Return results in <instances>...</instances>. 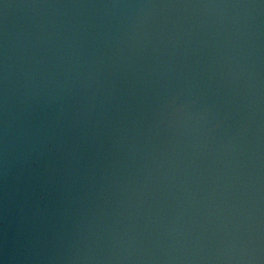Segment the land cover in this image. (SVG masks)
<instances>
[{
	"label": "water",
	"instance_id": "obj_1",
	"mask_svg": "<svg viewBox=\"0 0 264 264\" xmlns=\"http://www.w3.org/2000/svg\"><path fill=\"white\" fill-rule=\"evenodd\" d=\"M0 264H264V0H0Z\"/></svg>",
	"mask_w": 264,
	"mask_h": 264
}]
</instances>
